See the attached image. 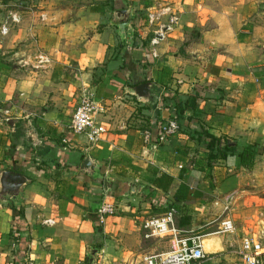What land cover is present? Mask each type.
Returning a JSON list of instances; mask_svg holds the SVG:
<instances>
[{"label": "crops", "instance_id": "1", "mask_svg": "<svg viewBox=\"0 0 264 264\" xmlns=\"http://www.w3.org/2000/svg\"><path fill=\"white\" fill-rule=\"evenodd\" d=\"M51 1L16 11L14 44L0 41V172L26 178L16 197L0 196V264H143L170 248L169 237L147 238L141 227L167 207L179 229L203 235L202 264H236L241 239L264 230V0H148L144 11L122 0H110V8L72 0L95 24L115 15L114 36L105 26L88 41L76 34L85 16L71 22L70 9ZM121 8L131 14L124 36L116 25ZM154 8H168L164 22L178 18L157 44L145 21ZM12 59L36 68L17 71ZM144 82L149 95L138 97L132 88ZM195 92L197 107L175 118L172 102ZM84 94L102 108L105 131L94 144L68 129ZM173 118L178 131L158 142ZM204 131L230 139L237 152L259 144L252 167L235 152L209 160ZM86 156L93 168L82 167ZM179 185L185 195L176 201ZM104 202L115 212L100 222ZM12 206L23 212L17 232ZM226 217L236 228L232 239L219 231Z\"/></svg>", "mask_w": 264, "mask_h": 264}, {"label": "built area", "instance_id": "2", "mask_svg": "<svg viewBox=\"0 0 264 264\" xmlns=\"http://www.w3.org/2000/svg\"><path fill=\"white\" fill-rule=\"evenodd\" d=\"M168 8L150 11L146 14L147 26L155 27L151 44H157L163 40L178 18L170 14L167 20L162 21V15ZM14 20L17 18L14 16ZM7 27L4 25L1 32L5 33ZM102 108L91 94H84L80 97L70 116L68 129L72 134L83 135L90 144L97 143L105 131L104 125L98 121L97 115ZM178 131L177 121L173 118L163 124L158 132V142H164L167 138ZM149 132L145 133V138H149ZM227 206L225 210H227ZM115 212L113 203L104 202L96 210L99 221ZM174 210L151 216L143 221L141 227L145 231V237L167 236L169 237L170 248L166 252L147 255L143 258V264H202L207 258L202 243L203 235L191 234L179 229L174 220ZM52 224V220H46ZM235 225L231 218L226 217L220 221V232L233 233ZM264 230L259 235L244 236L238 249V262L236 264H263L264 244L262 237ZM4 264H16L13 259H8Z\"/></svg>", "mask_w": 264, "mask_h": 264}, {"label": "rangeland", "instance_id": "3", "mask_svg": "<svg viewBox=\"0 0 264 264\" xmlns=\"http://www.w3.org/2000/svg\"><path fill=\"white\" fill-rule=\"evenodd\" d=\"M122 1L124 2L123 5L125 7H128L130 9H133L135 7L136 9H139V10H143V8H139V6L143 5L142 4L143 1L148 2V0H122ZM83 2H84L83 5H85V6L87 5V8H89V5H91V3L95 4V2L93 0H83ZM110 2H111L110 0H98L96 3H98V6H102V7L104 6L105 8H110L111 7ZM76 3H77V1H72V0L69 1L68 3L60 1V0H52L51 1L52 7H57L58 9H62L63 7H66L65 9H70V11L67 13L66 16H69V20L71 22L75 21L77 18H79V20L81 22H83V17L85 16L84 17L85 18V22H84L85 25L83 26L84 23H81V26H83V27L81 28L80 31L76 32V34L79 35L80 38L88 41L90 39L91 35H93L95 29H97V31H103V28L105 26H107L109 28V30L111 31V33H113V36H114L115 25L112 23L115 20V15L111 14L110 16H105V17H103V21H100V18L98 17L97 23L95 24V22L93 20L94 17L93 18H90L89 16L86 17V14H84L83 12L77 13V11H79L80 9H83V11H85L86 9L85 8H79V6H77ZM154 3L156 4V6H161V5H159V3H163V2L161 0H157ZM33 5H35V6H33ZM39 5H40V3L36 2V0H0V28H1L2 24L7 26V31L3 34L0 33V41L6 40L8 42V44H14V32L17 29L15 26V22L19 21L18 16L17 17L15 16V14H16L15 12L16 11L17 12H19V11H30L34 7L37 8V6H39ZM158 9L159 8H154L152 11H157ZM57 14L59 15V12ZM140 15H143V13H141ZM14 16L17 18V20L13 19ZM62 19H63V17L54 18L55 22H57V20H62ZM110 20H111V22H110ZM26 21L29 23L30 19L26 18ZM56 26H58L57 23H56ZM72 26H75V25H72ZM143 27L144 28L146 27L145 24H143ZM73 30H75V29H73ZM28 36L30 37V34H28ZM79 37H78V41L81 42ZM118 46H114L112 50L111 49L109 50L110 56H113L115 54V52H116L115 48H117ZM9 48L14 49L15 47H9ZM24 51L26 54H30L32 52L30 49H26ZM11 54H13V53H11ZM118 55H119V53H117L115 58ZM16 61H17L16 59H12V62H15V64H17V65H15V68H14V69H17V71L20 69L21 70H23V69L29 70L32 68H36V63L35 64L34 63L23 64L19 61H18V63H16ZM94 69L96 70V72H98V70H97L98 67H96ZM93 75L97 76V73L93 72ZM168 210L169 209L167 207V209H165L164 212H166ZM164 212H162V213H164ZM232 213H234V211H232L231 214ZM235 213H237V210H235ZM212 227L215 230L218 229V220L214 224H212ZM219 229H220V226H219ZM231 234L232 233H229V236L227 238L232 239ZM90 255H92V254H90Z\"/></svg>", "mask_w": 264, "mask_h": 264}, {"label": "trees", "instance_id": "4", "mask_svg": "<svg viewBox=\"0 0 264 264\" xmlns=\"http://www.w3.org/2000/svg\"><path fill=\"white\" fill-rule=\"evenodd\" d=\"M201 97L198 92L190 94L187 96L186 100L183 103H177L176 101L172 102V106L176 112V117H180L184 110L186 109H194L200 103ZM202 135L207 141V145L205 148L206 153H208L207 158L210 159H224L228 154H232L235 152L241 166L244 168H251L254 163V157L257 153V146L258 144L255 142L246 144L240 151H236V145H228L226 142V138L223 137H216L213 134H210L207 131L202 132ZM201 136V133H200ZM223 139V142L221 140ZM160 178H157L159 180ZM167 182H170V178H167ZM185 195L184 186L179 185L178 189L176 190L174 197L176 201H180ZM12 219L14 225V232H17V221L23 218V212L21 208H15L12 206ZM16 228V229H15ZM19 264V263H16Z\"/></svg>", "mask_w": 264, "mask_h": 264}, {"label": "water", "instance_id": "5", "mask_svg": "<svg viewBox=\"0 0 264 264\" xmlns=\"http://www.w3.org/2000/svg\"><path fill=\"white\" fill-rule=\"evenodd\" d=\"M117 16V27L122 36L125 35V32L131 31L130 27V18L131 14H129L128 10L126 9H118L115 12ZM132 92L137 95L138 97H147L149 95V83L144 82L137 84L132 88ZM226 142L228 145H235L233 142H231L230 139H227ZM83 168L89 169L93 168V165H91V158L90 156H86L83 161ZM26 182V178L19 173L10 172L7 170H3L0 172V196L6 195L9 197H16L18 193L20 192V189L22 185ZM107 183V180L105 181ZM105 183V184H106ZM92 259H89L91 261Z\"/></svg>", "mask_w": 264, "mask_h": 264}]
</instances>
